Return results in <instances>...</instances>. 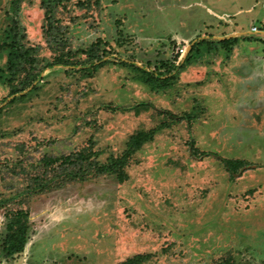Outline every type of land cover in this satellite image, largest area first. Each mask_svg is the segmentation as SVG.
<instances>
[{"label":"rangeland","instance_id":"1","mask_svg":"<svg viewBox=\"0 0 264 264\" xmlns=\"http://www.w3.org/2000/svg\"><path fill=\"white\" fill-rule=\"evenodd\" d=\"M81 1L56 11L58 38L74 60L98 44L103 64L45 67L12 95L11 28L41 66L54 53L40 0H0V264H264V0ZM140 132L122 181L98 171ZM18 211L26 243L5 257Z\"/></svg>","mask_w":264,"mask_h":264},{"label":"trees","instance_id":"2","mask_svg":"<svg viewBox=\"0 0 264 264\" xmlns=\"http://www.w3.org/2000/svg\"><path fill=\"white\" fill-rule=\"evenodd\" d=\"M25 0H10L13 7L18 9L20 5ZM71 0H40V8L44 11V35L46 37V43L49 49L54 53L52 61L46 63V65L41 66V61L38 58L39 53L35 47L25 46L24 42L19 37L18 32L20 29L18 26H13L9 31L8 38L10 42L8 44V54L6 58V72H7V85L9 87L10 94L14 95L17 93L24 92L29 89V93L36 89V85L41 81L40 75L44 71L45 67H60V68H71L68 71H84L87 67L96 68L100 64H103V55H99V45L91 44L86 50L83 51L85 54V59L74 60L70 50H65L66 40L61 35L58 38L59 26L55 24L54 15L59 8H64L66 3ZM101 0H82L80 3L82 6H93L99 5ZM79 3V2H78ZM15 9V10H16ZM229 41H222L221 43L227 44ZM197 43V42H196ZM199 43V42H198ZM197 43V44H198ZM121 65H126L135 68L139 73L140 81L151 86L152 88L157 87L159 83H164L165 79L160 78V76L153 71L136 67L134 64L126 63L123 61L119 62ZM96 65V66H95ZM79 67V69H75ZM175 66H170L168 70H174ZM28 93V92H27ZM26 94H22L17 98H24ZM146 104H139L135 106V113H139V107L145 109ZM150 133H137L129 138L127 143V151L122 156L117 158H111L105 164L96 165L97 169L101 173H115L122 181L121 172L118 170L126 162L130 153H134L144 144L147 139H149ZM66 158L65 161H68ZM226 170L230 173L236 172L239 168L243 166V161L241 160H223ZM67 180L74 177L71 172H67ZM48 185V184H45ZM41 186L40 184L37 185ZM27 214L23 211H18L13 215L12 220L6 226L5 240L3 253L5 257H12L15 254L21 253L24 249L26 243L27 234ZM216 264H226V263H216Z\"/></svg>","mask_w":264,"mask_h":264},{"label":"built area","instance_id":"3","mask_svg":"<svg viewBox=\"0 0 264 264\" xmlns=\"http://www.w3.org/2000/svg\"><path fill=\"white\" fill-rule=\"evenodd\" d=\"M251 30H252V31H255V29H254V28H252Z\"/></svg>","mask_w":264,"mask_h":264}]
</instances>
